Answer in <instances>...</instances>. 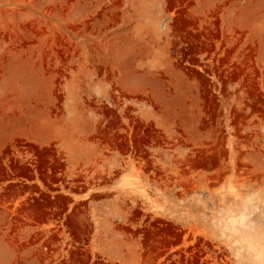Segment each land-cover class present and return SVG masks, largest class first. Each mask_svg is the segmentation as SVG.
Wrapping results in <instances>:
<instances>
[{
    "label": "rangeland",
    "instance_id": "rangeland-1",
    "mask_svg": "<svg viewBox=\"0 0 264 264\" xmlns=\"http://www.w3.org/2000/svg\"><path fill=\"white\" fill-rule=\"evenodd\" d=\"M0 264H264V0H0Z\"/></svg>",
    "mask_w": 264,
    "mask_h": 264
},
{
    "label": "bare ground",
    "instance_id": "bare-ground-1",
    "mask_svg": "<svg viewBox=\"0 0 264 264\" xmlns=\"http://www.w3.org/2000/svg\"><path fill=\"white\" fill-rule=\"evenodd\" d=\"M244 246H245V250L248 252V254H250V256L260 257V255H262V250L259 249L256 239L251 238V237H246Z\"/></svg>",
    "mask_w": 264,
    "mask_h": 264
}]
</instances>
